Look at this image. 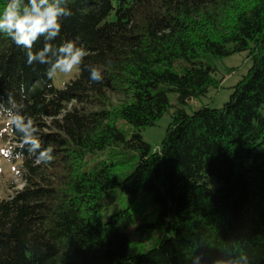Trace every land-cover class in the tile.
Wrapping results in <instances>:
<instances>
[{"label": "trees", "instance_id": "trees-1", "mask_svg": "<svg viewBox=\"0 0 264 264\" xmlns=\"http://www.w3.org/2000/svg\"><path fill=\"white\" fill-rule=\"evenodd\" d=\"M67 7L51 43L74 40L90 55L63 88L0 33V103H23L42 148L53 146V160L37 165L26 149L18 156L21 137L9 130L18 181L0 197V264H220L241 252L264 264V0ZM242 52L251 64L229 99L188 112L218 87L211 60ZM91 67L102 81L90 80ZM166 114L154 148L141 131ZM98 154L108 157L91 164ZM115 190L128 201L102 218ZM141 200L162 234L150 245L130 238Z\"/></svg>", "mask_w": 264, "mask_h": 264}, {"label": "clouds", "instance_id": "clouds-1", "mask_svg": "<svg viewBox=\"0 0 264 264\" xmlns=\"http://www.w3.org/2000/svg\"><path fill=\"white\" fill-rule=\"evenodd\" d=\"M69 0H8L3 11L0 12V33L6 34L18 46L27 50V64L48 65L46 75L49 79L57 74L71 75L81 68L84 58L90 52L82 45L78 46L74 40H67L59 46L51 43L60 33L61 19L72 15L67 7ZM43 36L45 43L39 50L33 51L34 44ZM90 80L100 82L103 80L102 70L91 67ZM20 92L24 94V86H20ZM8 107L0 103V115H6V127L0 130H12L21 137L18 144L22 155L24 150L35 158L37 165L47 164L53 160V146L42 148L39 139V128L36 121L24 114L20 109L23 103H18L9 95ZM0 153L8 156L0 147ZM220 264H251L246 252H241L237 257L221 260Z\"/></svg>", "mask_w": 264, "mask_h": 264}, {"label": "rangeland", "instance_id": "rangeland-1", "mask_svg": "<svg viewBox=\"0 0 264 264\" xmlns=\"http://www.w3.org/2000/svg\"><path fill=\"white\" fill-rule=\"evenodd\" d=\"M117 0H112L115 5ZM212 64L216 68L215 78L218 81V87L211 89L207 96L202 97L200 100H192L189 102L185 109L190 112L192 109L199 108L203 105H208L209 107H221L229 99V95L232 92L233 85L246 74L248 68L250 67V59L247 52H242L234 54L228 57L213 58ZM78 73V70L71 75L57 74L52 78L53 84L57 88H63L65 84L73 79ZM169 99L172 103L176 101V95L174 93H169ZM7 117L5 115H0V130L6 127ZM171 118L169 115H164L155 126L144 129L141 131L143 139L148 142L154 148L158 147L160 141L165 135L166 128L170 122ZM121 126L126 130H132L131 127L121 124ZM9 130L3 131L0 134V147L4 148L6 151L10 150L11 145L9 142ZM107 154H98L93 157L91 164L100 159H106ZM18 181V164L12 162L8 156L0 153V197L4 198L10 192L12 185H15ZM19 188L20 185H17ZM109 204H105L104 207L108 208L107 211L101 213L102 218H105L107 213L113 211L117 207L124 206L128 201V198L121 195L118 190H115L110 197H108ZM137 208H141L140 213H136L135 222L130 227V238L132 243L150 245L157 238L161 237V231L158 220L155 218V208L148 202L141 200L137 202ZM148 223V224H147ZM150 223V225H149ZM142 224H146L143 227L142 232L138 230Z\"/></svg>", "mask_w": 264, "mask_h": 264}]
</instances>
